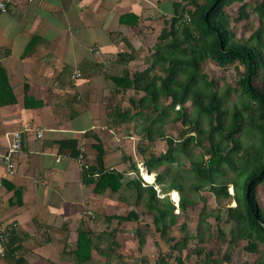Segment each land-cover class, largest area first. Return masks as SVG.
<instances>
[{"label": "crops", "instance_id": "obj_1", "mask_svg": "<svg viewBox=\"0 0 264 264\" xmlns=\"http://www.w3.org/2000/svg\"><path fill=\"white\" fill-rule=\"evenodd\" d=\"M181 1L17 0L0 13V68L11 89L0 101L12 98L0 104V227L11 252L0 264H104L111 252L144 255L150 242L164 249L158 234L142 247L135 237L151 224L128 186L135 165L144 179L145 141L135 122L114 116L131 109L136 93L121 85L149 67ZM13 132L22 149L8 176L2 157ZM101 153L104 171L122 175L116 191L89 172ZM130 212L139 218L119 220Z\"/></svg>", "mask_w": 264, "mask_h": 264}, {"label": "trees", "instance_id": "obj_2", "mask_svg": "<svg viewBox=\"0 0 264 264\" xmlns=\"http://www.w3.org/2000/svg\"><path fill=\"white\" fill-rule=\"evenodd\" d=\"M237 3L238 21L252 11L261 22L247 40L237 39L228 29L226 9ZM187 13L189 23L185 21ZM230 69L237 74L235 81L226 78ZM121 87L133 88L136 95L129 100L131 109L114 117L135 122L136 133L145 141L139 147L141 163L154 174V183H146L135 165L138 179L128 184L137 191V203L152 217L150 225L136 229L139 246L146 244L148 236L153 239L158 234L167 248L154 241V264H186L193 254L202 255L210 242L208 219L213 217L220 224L225 212L234 225L230 235L217 229L226 250L241 246L252 254L248 264H264V208L258 197V187L264 183V0L254 4L250 0L175 3L173 16L165 21L158 37L151 64L135 72ZM5 88L10 92L8 76L0 68L1 95ZM11 100L10 94L5 101ZM163 142L167 146L164 151ZM186 165L191 167L187 173L182 169ZM103 167L101 153L98 170L89 172L99 175L98 184L106 183L104 186L116 191L122 175L104 171ZM203 189L216 198L219 206L214 210L204 208L201 213L196 234L200 248L194 250L190 249L194 234L181 220L198 199L206 201L199 196ZM169 194L170 198L174 194L178 207ZM138 218L137 213L130 212L119 220ZM177 225L185 234L180 240L171 234ZM85 253L77 255L81 258ZM112 253L106 255L104 264H152L142 252L129 256L133 263L123 256L110 259ZM221 253L219 249L204 252L202 264L231 261L229 254Z\"/></svg>", "mask_w": 264, "mask_h": 264}, {"label": "rangeland", "instance_id": "obj_3", "mask_svg": "<svg viewBox=\"0 0 264 264\" xmlns=\"http://www.w3.org/2000/svg\"><path fill=\"white\" fill-rule=\"evenodd\" d=\"M250 1L252 4H254L260 0H250ZM239 7H240V4H238V3L233 4L230 7L229 6L227 7L226 11L228 12V15H229L228 29L235 34V37L237 39L247 40V39H249V37L251 36V34L253 32H255L257 29L260 28L261 22H260L258 16L256 14H254L252 11H250V14H248V17L246 19L238 21L237 19H238ZM226 78L230 79L231 81H235L237 79V74H236L235 70L234 69L228 70L226 73ZM166 148H167L166 144L164 142L161 143L162 151L166 150ZM190 168L191 167L189 165H186L182 169L184 170L185 173H187ZM143 170L145 172H147L145 168H143ZM185 188H188V187L186 186ZM187 192H188V190H187ZM229 192H230V194H232V192H233L232 188L229 189ZM160 194L161 193L159 191V196L163 197V195H160ZM199 196H200V198H205L206 201H203L202 199H198L197 203L188 209L187 217L182 218V220H181V223L182 222L185 223L186 227L194 234L195 239L190 241V249H194V250H199L198 248H200L196 234H197V231L199 229L198 228L199 217L201 216V213L203 212L204 208H207V210H212V209L214 210V209L218 208V206H219L216 198L211 193H209L208 190L203 189L199 193ZM258 197H259V200H260V202L264 208V183L258 187ZM170 200L174 201V194L171 196ZM146 217H147V219L152 218L151 215L148 213V211H147ZM208 222L211 224V228H210L211 231L209 232L211 235V239H210L209 244L202 249L204 252L216 251L217 249L220 250V253L226 252L227 254L230 255L231 261L225 262L224 264H248L253 259L252 254L249 253L248 251L243 250L241 246L236 247V248H232L231 250H226V245H223L221 243V237L217 233L218 227H220L227 235H230V231L234 227V225L232 223L228 222L225 212H223L221 215V223L220 224L217 223V221L213 217H210L208 219ZM171 234L175 238H177L178 240L184 238V236H185V234L180 230V225H177L176 227L172 228ZM210 235L208 234V236H210ZM161 244H162L164 249L167 248V244H165L162 240H161ZM156 248L157 247L154 246V244L152 242H150V244H148L145 247L146 252L144 253V255L150 256V258L152 260V264H154L153 261L156 258V255L154 254L156 251ZM185 253L186 252H184V254ZM203 253H202V255L193 254L190 258L186 259L185 263L186 264H202L204 261V254ZM152 256H154V257H152ZM201 260H202V262H201ZM131 261L132 260H129L128 262H131ZM131 263H133V262H131ZM173 264H176V263L173 262Z\"/></svg>", "mask_w": 264, "mask_h": 264}, {"label": "built area", "instance_id": "obj_4", "mask_svg": "<svg viewBox=\"0 0 264 264\" xmlns=\"http://www.w3.org/2000/svg\"><path fill=\"white\" fill-rule=\"evenodd\" d=\"M17 0H0V13H5L8 11L9 7L11 5L15 4ZM27 2H31L32 0H24ZM190 15L187 13L185 15V21L187 23L190 22ZM82 72L80 70H75L73 73V83L74 85H77L78 80L81 78ZM38 138H42V133L40 132L38 134ZM8 147L6 152L3 155V160L6 165V174L8 176H13L16 173L17 169V161L16 156L22 149V135L20 132H13L9 136L8 140ZM81 162H83L81 160ZM176 206L178 207V201H175ZM9 252V249L6 244V233L3 231V229L0 227V260H3L6 258L7 254Z\"/></svg>", "mask_w": 264, "mask_h": 264}, {"label": "bare ground", "instance_id": "obj_5", "mask_svg": "<svg viewBox=\"0 0 264 264\" xmlns=\"http://www.w3.org/2000/svg\"><path fill=\"white\" fill-rule=\"evenodd\" d=\"M142 176L148 183H153L154 182V174L152 173H147L144 170L142 171Z\"/></svg>", "mask_w": 264, "mask_h": 264}]
</instances>
